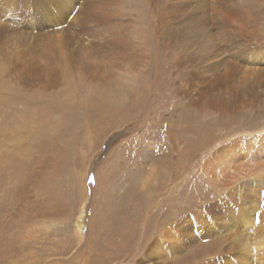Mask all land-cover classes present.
Listing matches in <instances>:
<instances>
[{
	"label": "rangeland",
	"instance_id": "obj_1",
	"mask_svg": "<svg viewBox=\"0 0 264 264\" xmlns=\"http://www.w3.org/2000/svg\"><path fill=\"white\" fill-rule=\"evenodd\" d=\"M235 2L0 0V264L240 260L264 2Z\"/></svg>",
	"mask_w": 264,
	"mask_h": 264
},
{
	"label": "bare ground",
	"instance_id": "obj_2",
	"mask_svg": "<svg viewBox=\"0 0 264 264\" xmlns=\"http://www.w3.org/2000/svg\"><path fill=\"white\" fill-rule=\"evenodd\" d=\"M235 1L236 0H230V2H235ZM248 1H250V0H245V1L243 0V2H248ZM254 1H263L264 2V0H254ZM235 3H237V2H235ZM232 5L236 8L239 7L236 4H232ZM53 37L57 38V35H54ZM43 69H42V71L45 72V70H43ZM47 70H48V68H47ZM50 73H51V70H50ZM45 76H47L45 73H42V76L39 75L40 78L45 77ZM48 77H50V75ZM241 191H242V189H241ZM256 210H257V208H251V209L246 208L244 210V212H242V217L240 220H238V223L233 222V223L229 224V226L227 227V228H229L227 230L229 232H232L234 246L240 252V256H239L240 260H238L237 263H235V264H264V217L263 218L261 217V219H260L261 222H258V220H255L253 215H254ZM82 218L83 217L81 216L79 218V221H78V227L80 229L83 228ZM241 224H242L243 230L240 229ZM257 225H259V226L257 227ZM245 228H247V230L248 229H254V230H252L250 232L247 231V233H244ZM199 264H207V263H199Z\"/></svg>",
	"mask_w": 264,
	"mask_h": 264
}]
</instances>
